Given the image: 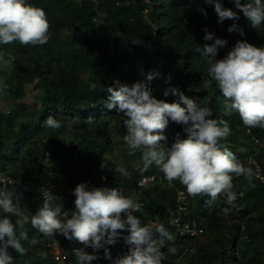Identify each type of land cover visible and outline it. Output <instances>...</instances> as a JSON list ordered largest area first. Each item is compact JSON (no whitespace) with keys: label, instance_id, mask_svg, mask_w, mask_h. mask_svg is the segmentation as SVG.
Returning <instances> with one entry per match:
<instances>
[{"label":"trees","instance_id":"16d2710c","mask_svg":"<svg viewBox=\"0 0 264 264\" xmlns=\"http://www.w3.org/2000/svg\"><path fill=\"white\" fill-rule=\"evenodd\" d=\"M43 8L50 23V40L43 46L0 45V52L13 56L10 70L5 74V93L2 98L9 100L12 108L2 110L0 106V173L12 175L18 185L29 181L31 190L57 180L74 189L82 178H95L104 171L107 182L96 179L97 187L110 185L126 188L127 176L101 168L105 155L112 151V130L124 137L126 117L116 108H107L108 87L131 86L141 82L148 73L158 75L150 87L155 98L172 103L179 97L164 92L175 87L187 97L212 109L211 119H223L229 123L231 135L220 141L221 147L228 148L236 159L245 166L254 167L257 161L264 173V129L245 127L239 114L225 115V98L215 84L206 88L210 65L196 49L204 44L214 43L215 38L225 39L227 44L218 50L217 59H223L235 43L247 41L256 47H264V22L253 28L251 22L235 7L234 0H28ZM221 3L237 13L238 20L218 22L214 4ZM247 0H241L246 3ZM242 29L229 33L232 24ZM205 29L214 39H204ZM36 83L41 91L39 105L20 103L26 96V88ZM97 84V89L92 87ZM52 116L64 126L54 130L45 126ZM91 118V124L87 120ZM72 127L69 129L68 124ZM183 132V126L169 120L164 131L170 147L175 136ZM258 141V143L256 142ZM54 146V149H52ZM51 151L50 157L47 153ZM124 151L128 155L127 147ZM129 156V155H128ZM133 158L141 159L136 153ZM48 159V161H47ZM49 164L51 167L49 168ZM49 169L54 173L50 177ZM159 169L142 167L132 175L135 189L139 178L153 174ZM176 183V184H175ZM173 186L152 185L143 195L145 206L136 216L142 226H151L154 239H158L155 228L163 225L174 236V242L166 241L161 246L165 259L163 264H264V186L254 175L249 184L244 177L233 176L237 199L234 205L226 204L219 196H190L188 218L206 222L212 232V240L196 249L197 238L179 237L168 223L169 211L174 208L178 191L186 190L179 181ZM0 188H2L0 186ZM15 191L20 199L14 203L29 217L24 231L28 239L22 240L24 255L9 248L14 264H57L48 252V244L59 242L63 252L69 254L68 264H76L73 250L81 247L57 234L45 237L30 223L31 216L43 204V199L24 192L20 186L8 188ZM129 192H133L127 189ZM53 192V191H52ZM66 199L63 211L74 209V194L60 195ZM63 196V197H61ZM225 208L229 210L225 212ZM8 215L0 212V217ZM13 223L17 217L10 216ZM205 228V227H204ZM127 235L126 232L122 233ZM36 239L38 243L32 244ZM175 246L177 251H168ZM113 258L127 254L129 246L122 238L113 245H106ZM194 248L193 254H185ZM93 253L92 248H86ZM93 264H111L104 258Z\"/></svg>","mask_w":264,"mask_h":264},{"label":"clouds","instance_id":"9594fccd","mask_svg":"<svg viewBox=\"0 0 264 264\" xmlns=\"http://www.w3.org/2000/svg\"><path fill=\"white\" fill-rule=\"evenodd\" d=\"M234 3L253 28L264 22V0H247L246 3L234 0ZM214 10L219 23L239 19L236 12L219 2L214 4ZM49 30L50 23L43 8L28 0H0V45L18 42L24 46H43L50 40ZM227 31H239L243 35L235 23ZM204 39L211 41L214 35L205 29ZM226 44L225 39L215 38L214 43L196 49L210 65L205 87L215 84L222 93L226 101L225 115L236 112L245 127L264 129V47L238 40L223 59H217L218 50ZM14 59L0 52V63L10 64ZM157 75L156 72L148 73L143 81L131 86L106 89L110 94L107 108H116L126 117L123 141L128 155L135 156L139 152L145 170L155 166L167 182L179 181L190 196L206 195L212 200L223 196L227 205H234L237 193L233 176L244 177L251 184L254 172L238 161L228 148L221 147L220 141L231 135L229 123L209 118L211 108L202 106L175 87H169L164 96L178 95V101L169 103L155 98L150 84ZM6 87L0 82V94L5 93ZM92 87L97 89V84ZM169 120L182 125L186 137L177 133L171 146L166 147L161 141H167L163 133ZM92 121L91 118L87 120L89 124ZM45 126L58 130L64 125L49 116ZM67 126L72 127L70 123ZM107 166L108 162L103 160L101 168ZM115 171L128 175L124 167H117ZM73 194L74 209L68 212L62 210L57 203L59 198L50 188H42L43 204L31 216L30 223L45 237L60 234L81 245L73 250L76 264H93L100 258L86 252L89 247L94 251L103 249L104 258L111 264H163L165 257L161 246L166 241L174 242V236L159 225L155 228L158 239H154L153 228L142 226L140 218L134 215L140 211L141 204L126 196L122 187H89L82 182L75 186ZM14 196L20 199L14 190L0 188V212L8 214L0 217V264H14L9 248L20 255L26 251L21 241L28 239L24 228L29 217L14 203ZM10 216L17 217L15 223ZM125 231L127 235L122 236ZM120 238L129 246V251L113 258L106 245L114 246ZM31 243L34 245L38 241L32 239ZM168 251L175 254L177 249L170 246Z\"/></svg>","mask_w":264,"mask_h":264},{"label":"built area","instance_id":"2783aa9c","mask_svg":"<svg viewBox=\"0 0 264 264\" xmlns=\"http://www.w3.org/2000/svg\"><path fill=\"white\" fill-rule=\"evenodd\" d=\"M258 143V141H256ZM54 149V146H52ZM51 151L47 153V157H50ZM48 161V159H47ZM253 172L257 179L261 181L264 186V173L262 171L261 166L257 161H253ZM51 165L49 164V168ZM50 177H54V173L49 169ZM96 179H101L103 182H107V174L104 171H100L96 174V177L93 179H85L82 178L79 183H86L89 187H97ZM175 182L169 183L164 179L163 174L159 171L153 174H144L142 175L136 183L134 194L135 198H132L138 201L141 204V209L145 206V202L143 200L144 192L147 188L151 187L152 185L158 184L163 186H173ZM0 186L11 188L20 186L21 190L24 192H30L31 195L37 196L42 198L41 189L50 188L51 191L57 193H64V194H72L74 189H70L65 184L60 183L57 180H49L45 185L37 187L33 190L29 187V181L23 182L22 184L18 185L17 180L12 175H7L0 173ZM107 187H112L107 185ZM129 196L128 194H125ZM130 197V196H129ZM131 198V197H130ZM43 199V198H42ZM190 210V195L187 193L186 190L178 191L176 202L174 208L169 211L168 215V223L170 227H172L176 234L179 237L183 238H197L205 233V228L202 224L196 220L188 218V213ZM138 213V212H137ZM137 213H134L136 215ZM126 232V231H125ZM127 234V232H126ZM48 252L54 259L57 264H66L69 258V254L65 253L61 250L59 242H52L48 245ZM195 252L194 248H191L186 251L185 254H193Z\"/></svg>","mask_w":264,"mask_h":264},{"label":"rangeland","instance_id":"374dc122","mask_svg":"<svg viewBox=\"0 0 264 264\" xmlns=\"http://www.w3.org/2000/svg\"><path fill=\"white\" fill-rule=\"evenodd\" d=\"M9 70H10V64L0 63V82L4 83L5 74ZM40 95H41V91L37 88L36 83H34L26 88V96L23 100L20 101V103H25L29 106L39 105ZM0 106L2 110H8L12 108L9 100H5L2 98V94H0ZM110 137L113 141L114 148L112 151L108 152L103 159L106 162H108L107 167H110L112 170H115L117 167H124L127 170V173H131L132 175L137 171H139L142 167V161L141 159L133 158L126 154V152L124 151V147H126V145L124 144L123 136L121 135V133H119L117 130H112L110 132ZM132 175L129 176L130 183L129 186L126 187V189H130L133 191L135 181L133 180ZM59 194L62 195L61 193ZM128 195L131 198H135L134 192H130L128 193ZM60 200H61L60 203L61 207H64L66 205V199L60 198ZM202 223L205 227L206 234L204 237L198 240L196 246L197 250L200 247H203L205 244L210 243L212 240V234H211L212 232L208 230V226L206 222L203 221ZM100 250L93 251V253H89L88 250L85 249V251L88 252L89 254L98 255L99 257H100Z\"/></svg>","mask_w":264,"mask_h":264},{"label":"crops","instance_id":"0c3cea01","mask_svg":"<svg viewBox=\"0 0 264 264\" xmlns=\"http://www.w3.org/2000/svg\"><path fill=\"white\" fill-rule=\"evenodd\" d=\"M125 194L130 193L126 188H123Z\"/></svg>","mask_w":264,"mask_h":264}]
</instances>
